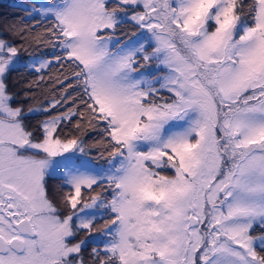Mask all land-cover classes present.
<instances>
[{
	"label": "snow or ice",
	"instance_id": "snow-or-ice-1",
	"mask_svg": "<svg viewBox=\"0 0 264 264\" xmlns=\"http://www.w3.org/2000/svg\"><path fill=\"white\" fill-rule=\"evenodd\" d=\"M27 16L0 30V264H264V0Z\"/></svg>",
	"mask_w": 264,
	"mask_h": 264
},
{
	"label": "trees",
	"instance_id": "trees-1",
	"mask_svg": "<svg viewBox=\"0 0 264 264\" xmlns=\"http://www.w3.org/2000/svg\"><path fill=\"white\" fill-rule=\"evenodd\" d=\"M33 4H36L33 0H0V30L13 23L33 24L34 21L27 16Z\"/></svg>",
	"mask_w": 264,
	"mask_h": 264
},
{
	"label": "rangeland",
	"instance_id": "rangeland-1",
	"mask_svg": "<svg viewBox=\"0 0 264 264\" xmlns=\"http://www.w3.org/2000/svg\"><path fill=\"white\" fill-rule=\"evenodd\" d=\"M33 1H34L36 4H38V5L44 2V0H33ZM7 17H9V15H7ZM8 19H9V18H8ZM5 22H6V21H5ZM5 22H4V23H5ZM92 135H93L94 138H98V137H95V133H93Z\"/></svg>",
	"mask_w": 264,
	"mask_h": 264
}]
</instances>
